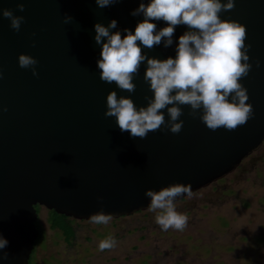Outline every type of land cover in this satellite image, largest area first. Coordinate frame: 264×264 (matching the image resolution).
Masks as SVG:
<instances>
[{
	"label": "water",
	"instance_id": "obj_1",
	"mask_svg": "<svg viewBox=\"0 0 264 264\" xmlns=\"http://www.w3.org/2000/svg\"><path fill=\"white\" fill-rule=\"evenodd\" d=\"M17 2L0 0V9L24 17L17 32L0 13V106L7 108L0 112V235L8 241L0 264H27L37 236L34 205L73 219L90 220L100 210L125 215L149 206L148 188L180 182L193 191L223 177L264 138V0H235L233 10L221 13L247 29L252 68L241 83L254 117L232 132L211 131L182 106L180 133L162 128L143 140L121 132L115 117L104 113L111 90L130 96L138 108L147 105L153 93L143 79L146 62L134 77L135 92L121 91L100 79L102 44L94 39L95 24L107 27L113 19L118 27L112 32H134L143 16L131 12L141 0H119L103 9L95 0H23V12ZM65 15L73 20L65 23ZM153 22L157 31L167 26ZM187 30L177 26L170 47L162 42L143 51L174 58ZM20 53L37 59L38 76L19 67Z\"/></svg>",
	"mask_w": 264,
	"mask_h": 264
},
{
	"label": "clouds",
	"instance_id": "obj_2",
	"mask_svg": "<svg viewBox=\"0 0 264 264\" xmlns=\"http://www.w3.org/2000/svg\"><path fill=\"white\" fill-rule=\"evenodd\" d=\"M99 8L111 6L119 0H95ZM17 8L24 11L23 0H18ZM235 8V0H150L139 3L132 10V16H143L135 31L124 29L112 32L118 27L115 19L104 26L95 24V42L102 44L101 58L97 61L100 79L115 83L121 91L134 93V77L140 73L141 65L146 62L144 81L149 84L152 97L139 108L130 96H119L115 90L106 97L105 117H115L121 132H129L134 139H146L150 132L166 128L173 134L182 131L184 121L183 107L189 108L188 115L199 118L205 126L216 131L220 128L232 132L244 126L254 117V109L249 100L247 89L241 83L251 71L252 64L246 44V26L234 19H222L221 13ZM4 18L9 19L10 28L19 32L23 16L15 15L12 9H0ZM73 18L65 15L64 22ZM153 21H164L166 27L157 31ZM187 27L179 36L176 55L166 59L149 57L143 49L152 50L163 42L165 48L173 44L177 26ZM35 35V34H33ZM106 38V41L105 39ZM143 46V48L141 47ZM35 46V42H33ZM18 64L22 69H31L38 76L35 57L20 53ZM257 67L259 61H256ZM3 77L0 71V78ZM167 111V119L164 110ZM7 111L0 106V112ZM193 197L190 183H171L159 190L148 188L145 196L150 198L149 212L154 214L155 222L162 230L183 231L187 227L188 216L177 211V197ZM112 220L111 214L103 210L90 215V222L106 225ZM114 236L99 242V250L116 247ZM8 241L0 235V258L6 259Z\"/></svg>",
	"mask_w": 264,
	"mask_h": 264
},
{
	"label": "rangeland",
	"instance_id": "obj_3",
	"mask_svg": "<svg viewBox=\"0 0 264 264\" xmlns=\"http://www.w3.org/2000/svg\"><path fill=\"white\" fill-rule=\"evenodd\" d=\"M175 201L183 231H164L148 207L106 225L74 219L66 244L38 206V236L28 264H264V138L226 175ZM114 236L111 250L99 242Z\"/></svg>",
	"mask_w": 264,
	"mask_h": 264
},
{
	"label": "trees",
	"instance_id": "obj_4",
	"mask_svg": "<svg viewBox=\"0 0 264 264\" xmlns=\"http://www.w3.org/2000/svg\"><path fill=\"white\" fill-rule=\"evenodd\" d=\"M38 206L39 205H34V209H35L36 213H37ZM45 215H46L45 221H46L49 229H54V230L58 231L61 234L63 241L67 244L70 243V240L73 237V223H74L73 219L68 217V216H65L63 214L56 213L52 209H46ZM36 225H37V223L34 221V226L37 230V236H38L39 232H38ZM34 240H33V243H34ZM33 243H32V248H31L29 257H28V262L30 259V255L34 249ZM28 262H27V264H28Z\"/></svg>",
	"mask_w": 264,
	"mask_h": 264
},
{
	"label": "flooded vegetation",
	"instance_id": "obj_5",
	"mask_svg": "<svg viewBox=\"0 0 264 264\" xmlns=\"http://www.w3.org/2000/svg\"><path fill=\"white\" fill-rule=\"evenodd\" d=\"M181 199H182V198H181ZM181 199H180V200H181ZM120 216H122V215H120ZM72 219H73V218H72ZM73 220H74V219H73ZM87 221H90V220H87ZM73 226H74V224H73ZM70 241H71V240H70ZM66 244H67V243H66ZM68 244H69V243H68Z\"/></svg>",
	"mask_w": 264,
	"mask_h": 264
}]
</instances>
